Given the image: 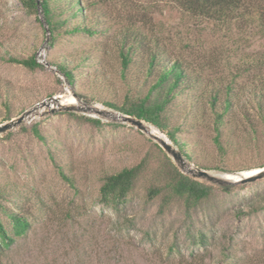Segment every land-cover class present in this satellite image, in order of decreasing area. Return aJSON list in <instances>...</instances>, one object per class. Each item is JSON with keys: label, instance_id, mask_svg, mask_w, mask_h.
<instances>
[{"label": "rangeland", "instance_id": "rangeland-1", "mask_svg": "<svg viewBox=\"0 0 264 264\" xmlns=\"http://www.w3.org/2000/svg\"><path fill=\"white\" fill-rule=\"evenodd\" d=\"M109 1L103 8L113 17V27L121 26L122 6ZM160 3L152 15L159 27L155 34L175 37L174 52L188 43L190 61L204 66L207 79H227L230 69L241 65L250 69L239 78L235 103L225 117L222 150L214 142L212 113L204 102L206 81L191 90L181 85L166 107L168 123L180 126L175 135L186 156L165 133L144 124L163 134L189 166L212 175L235 177L264 166L263 121L256 107L259 99L264 103V23L259 17L264 0H252L249 15L229 24L198 21ZM115 45L110 33L87 36L65 33L64 27L51 40L39 11L29 12L20 0H0V124L31 110L20 124L0 133V222L8 234L10 213L29 223L0 253V264H264V198H256L264 191V177L219 185L182 172L212 186L211 194L193 206L178 198L164 203L162 192L149 193L163 185L169 160L176 164L147 133L117 119L121 112L106 105L135 100L154 81L141 53L123 72ZM31 54L42 67L29 70L5 60ZM54 61L76 65L73 85ZM58 95L62 105L77 110L59 109L51 99ZM34 124L42 139L34 135ZM136 164L141 170L126 201L104 203L99 194L104 178ZM249 203L255 208L246 214ZM199 232L206 236L204 243L197 242Z\"/></svg>", "mask_w": 264, "mask_h": 264}, {"label": "trees", "instance_id": "trees-1", "mask_svg": "<svg viewBox=\"0 0 264 264\" xmlns=\"http://www.w3.org/2000/svg\"><path fill=\"white\" fill-rule=\"evenodd\" d=\"M20 1L29 12L36 13L39 11L41 13L51 40L56 37L59 27H64L65 33H84L87 36H93L97 33L104 34V32L110 33L116 42L115 47L123 72L130 67L133 59L139 53L144 54L147 64L146 74L154 78L146 93L120 106L111 102H106V105L155 126L165 133L185 156L184 143L175 135L180 126L168 123L166 107L182 90L181 85L187 84L189 86L187 88L191 90L197 84L196 82H199V85L204 81L208 82L209 88L204 102L207 104L206 108L212 113V124L215 132L214 142L222 150L220 136L225 124V117L230 114L235 103L234 91L238 88L239 78L248 73L250 68L244 65L233 67L230 69L227 79L215 76L207 79L204 76V66L201 63L190 61L191 46L188 43H183V46L179 45L178 50L174 52L171 51L170 45L175 37H160L155 34V30L159 27L155 26L152 15L157 12L162 0H150L145 3L141 0H116L123 9L122 25L118 27H113L115 25L113 17H110L103 8L108 5L109 0ZM56 2L62 4V10L69 14L67 17L63 18L62 11L56 10ZM163 2L170 4L183 16H189L198 21H213L221 24H229L235 19L243 18L250 13L253 7L252 0H163ZM259 17L264 23V14L261 13ZM95 19L99 21V26L94 25ZM146 28H148V32L144 31ZM175 41L176 44L182 42L179 37ZM5 60L21 64L29 70L42 67L35 54L26 57L8 56ZM51 64L62 74L69 85L74 84L76 65L71 66L66 61H54ZM256 93L257 91L254 89L252 96L255 97ZM263 106V100L259 99L256 107L263 121L262 136L264 139ZM86 119L94 124H100L98 119L89 117ZM32 130L37 138L42 139V135L35 124ZM157 147L160 148L158 145ZM169 165L170 169L165 173L163 185L151 187L149 190L151 195H158L162 192L164 203L172 198H178L182 199L186 206H193L211 194V185L183 174L170 160ZM140 170L141 165L136 164L107 175L99 188L101 200L107 204L124 203ZM61 175L69 180L63 172ZM223 189L227 190L226 187ZM256 198H264V191L257 193ZM254 208V204L249 203L248 210L245 211L246 214L253 212ZM242 212V210H238L239 215ZM9 218L12 234H8L0 222V253L9 248L15 239L20 237L29 227L28 221L21 215L10 213ZM205 237V234L199 232L197 242L204 243Z\"/></svg>", "mask_w": 264, "mask_h": 264}, {"label": "water", "instance_id": "water-1", "mask_svg": "<svg viewBox=\"0 0 264 264\" xmlns=\"http://www.w3.org/2000/svg\"><path fill=\"white\" fill-rule=\"evenodd\" d=\"M58 98H59V95L54 96L51 99L59 105V109H63L66 111L77 110V108L73 105H66V106L62 105L59 102ZM92 108L96 111H99V110L95 109L94 107H89V106L86 107L87 110L92 109ZM54 110H55V108L50 109L51 112ZM29 112H31V110H27L24 113H22L21 115H19L18 117L0 124V133L7 131L8 129H10L11 127H13L17 124H20L22 122L24 116L27 115ZM116 118L120 119L121 121L128 122L129 124L134 125L138 129L147 133L171 157V159L173 160V162L176 164V166L179 168V170L181 172H183V173L185 172V173L189 174L190 176H192L193 178H202V179H205V180L212 182V183H217L219 185H225V184H230V183L251 182V181H254L256 179L264 177V166L259 167L257 170H255L254 172H252L250 174H247L244 176L237 175L231 181H228V180L223 179L221 177H217L215 175H212L207 170L197 168V167L193 168L185 162L182 154L176 148H174L170 142L165 141V140L157 137L156 135L148 133V130H147L146 125L144 124L143 120L136 118L134 116L123 114V113H119L116 116Z\"/></svg>", "mask_w": 264, "mask_h": 264}, {"label": "bare ground", "instance_id": "bare-ground-1", "mask_svg": "<svg viewBox=\"0 0 264 264\" xmlns=\"http://www.w3.org/2000/svg\"><path fill=\"white\" fill-rule=\"evenodd\" d=\"M72 100V99H71ZM70 100V101H71ZM146 128H147V130H148V133H151V134H153V135H156L157 137H159V138H161V139H163V140H165V141H168L165 137H164V135L163 134H161L155 127H152V126H149V125H146ZM258 169V168H257ZM257 169H253V170H250V171H242L241 173H240V176H244V175H247V174H250V173H252V172H254L255 170H257ZM217 176H219V177H221V178H223V179H228V180H230L231 178H233L234 177V175H232V174H230V173H223V174H218Z\"/></svg>", "mask_w": 264, "mask_h": 264}]
</instances>
